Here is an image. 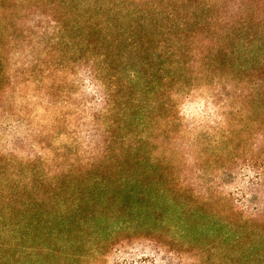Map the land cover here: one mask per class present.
<instances>
[{
  "label": "rangeland",
  "instance_id": "rangeland-1",
  "mask_svg": "<svg viewBox=\"0 0 264 264\" xmlns=\"http://www.w3.org/2000/svg\"><path fill=\"white\" fill-rule=\"evenodd\" d=\"M261 132L264 0H0V264H264Z\"/></svg>",
  "mask_w": 264,
  "mask_h": 264
},
{
  "label": "trees",
  "instance_id": "trees-1",
  "mask_svg": "<svg viewBox=\"0 0 264 264\" xmlns=\"http://www.w3.org/2000/svg\"><path fill=\"white\" fill-rule=\"evenodd\" d=\"M241 26L243 27V28H249V26H248V24H247V22L246 21H242L241 23ZM99 25V24H98ZM100 26V25H99ZM99 28V31L100 32H102V34H104V36H105V38H109L111 35H112V33H113V30H111V29H107V27L105 26V25H103V26H100V27H98ZM107 29V30H106ZM108 32V33H107ZM142 38H143V36H142ZM97 76H94V78H93V80H95V79H98V78H96ZM96 81V80H95ZM258 138H261V140H263L262 142H264V132H261V133H259L258 134ZM260 216H263L262 214H261V211H259V209H257L255 212H253V213H251V221H256V219L258 218V217H260ZM237 242H242V241H240V239L239 240H237ZM239 244V243H238ZM255 255L257 256V259H260V258H264V253L263 254H260V253H255Z\"/></svg>",
  "mask_w": 264,
  "mask_h": 264
}]
</instances>
